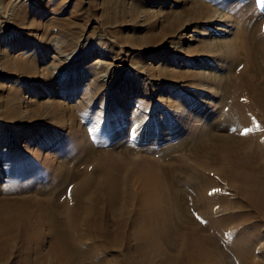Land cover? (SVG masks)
<instances>
[{"label": "bare ground", "instance_id": "1", "mask_svg": "<svg viewBox=\"0 0 264 264\" xmlns=\"http://www.w3.org/2000/svg\"><path fill=\"white\" fill-rule=\"evenodd\" d=\"M241 38V34L237 35L233 43L240 42L236 47L240 55L237 62L245 60L240 87L245 91L237 88L238 92L234 93H238L239 98L229 101V107L218 104L216 110H209L202 94L192 100L189 96L181 108L172 105L171 115H163L165 111H154L150 106L145 110L135 108V105L127 106L126 116L121 117L120 131L114 133L111 129L115 136H110V141L104 140L107 142L103 146H96L108 130L99 125L101 133L94 136V145L88 144L86 134L89 132L85 134L73 129L72 114L58 113L57 104L47 102L50 115L45 118L46 122L54 128L61 120L60 128H66L68 133L64 140L59 138L62 132L58 131L53 141V138L45 140L43 137L30 146L24 145L30 158L34 156L36 162L53 171V178L47 179L45 186L38 185L39 179L29 180L31 186L38 185L37 191L45 192L47 187L48 191L57 194L65 189L66 200L57 195L53 201L51 198L42 202L40 198L36 201L33 198L4 201L0 205V260L12 254L16 240L21 236L27 249V244L37 242L36 249L33 247L35 255L31 258V252L24 253L23 262L13 263L46 261L40 250L46 236L54 264H155V257L159 264H264V80L261 76L264 74V35L251 39V46ZM158 60L157 56L155 61ZM0 62L3 72H8L11 66L16 74L34 68V63L16 59L6 52ZM142 73L145 77L154 75L148 68ZM257 78L259 84L255 82ZM131 84V79L119 84L115 94L124 98ZM16 93L14 91V97L6 102L4 117H1L11 126L16 125L14 113L22 111L17 106ZM153 98L156 97L146 99L153 101ZM175 113L181 115L174 116ZM7 116L14 120H6ZM215 117L223 119L213 125L214 128H209ZM161 120L162 124H155ZM164 120L167 123L163 124ZM224 126L232 127L228 128V135L221 132L220 127ZM217 129L220 131L215 132ZM28 132L29 129L25 131ZM94 133L91 131L92 135ZM169 135L175 136L176 140L181 137L182 141L178 145L176 142L166 144ZM129 140L136 145L137 153L132 154L130 148L118 146ZM17 142L27 144L30 141L20 138L17 141L11 137L9 144ZM164 143V148H160L164 155L153 156L157 153L150 151L151 145ZM178 148L177 152L183 154L175 158L177 165L171 167L169 162L173 156L166 152ZM4 161L13 163L8 159ZM88 163V174L83 173L81 167ZM69 166H74V170ZM49 171L45 170V174ZM180 175H185L186 182L180 181ZM222 182L229 188V194L220 192ZM182 188L191 191L190 198L200 193L201 202L195 199V206L185 202L186 207L181 209V200H188L183 199ZM197 205L200 206L198 211ZM40 222L42 228H39ZM182 243V256L172 255L170 250L176 252Z\"/></svg>", "mask_w": 264, "mask_h": 264}, {"label": "rangeland", "instance_id": "2", "mask_svg": "<svg viewBox=\"0 0 264 264\" xmlns=\"http://www.w3.org/2000/svg\"><path fill=\"white\" fill-rule=\"evenodd\" d=\"M239 34L243 37L241 40L250 42V46L251 39L262 38L264 0H0V57L6 52L16 59L23 58L34 63L32 72L17 71V74L12 66L7 69L8 72H3V65L0 64V205L4 201H27V198H33L34 201L40 198L41 202L51 198L53 201L57 195H62L61 200H66L65 189L57 194L48 191L47 187L45 192L36 190L38 185L45 186L53 178V171L50 172L46 165L36 162L34 156L30 158L24 150V145L37 139L45 137V140L53 138V141L58 131H61L59 138L64 140L68 133L66 128H60L61 120L60 125L54 128L46 122L45 118L50 115L47 102L49 105L57 104L58 113L66 111L72 114L73 129L85 134L89 132L86 134V137H90V140L87 138L88 144L92 142L94 145V136L101 133L99 125L108 130L96 146H103L115 136H112L111 129H114V133L120 131L121 117L125 115L127 106L131 108L135 105V108L144 110L150 106L154 111H165L163 115H171L174 111L172 105L181 108L188 102L189 96L192 100L202 94L203 102L207 103L209 110H216L218 104L229 107V101L239 98L238 93L236 95L234 92L245 91V88L241 89V68L245 60L237 62L240 55L236 47L240 42L233 43ZM157 56L159 60L155 61ZM257 58L261 60V57ZM262 61L264 63V57ZM144 68L152 70L154 75L152 73L150 77H145L142 73ZM261 76L264 80L263 73ZM129 79L132 80V86L126 89L125 97L115 94L116 86ZM255 82L259 84L260 81L257 78ZM14 91L17 92V106L22 111L14 113L17 115L13 117L16 125L11 126L2 118L6 102L14 97ZM218 93L220 95L214 99ZM153 95L156 97L153 101L146 99ZM179 115L181 113L174 114ZM6 118L12 119L8 116ZM222 119L215 117L209 128H214L213 125ZM165 123L166 120L163 121ZM155 124L159 126L162 120ZM220 128L227 135L232 129L229 126L227 130ZM27 129L28 134L25 133ZM90 130L92 134L95 132L94 135ZM46 133L48 135L43 136ZM11 137L17 141L20 138L30 142L11 145ZM104 140L107 141L104 143ZM166 141V144L176 142L178 145L182 138L176 140L175 136L169 135ZM133 143L129 140L126 143L120 142L118 146L130 148L132 154H135L137 147ZM164 145H151L150 151L157 153L153 156L164 155L160 152ZM178 150L166 152L173 156L169 162L171 167L177 165L175 158L183 154L178 153ZM89 164L82 165L83 173L85 171L88 174L86 167ZM42 166L49 174H45ZM71 166L69 168L74 170V166ZM29 178L39 179L40 184L31 186ZM179 179L182 183L186 182L185 175H180ZM223 183L220 192L223 190L222 193L229 194V188ZM180 191L183 199L188 198L181 200V209L186 207V203L195 206V199H201L198 195L200 193H193L194 197L190 198L191 191H186V188ZM220 192L217 191V194ZM38 225L42 228L43 224L40 222ZM43 233L44 237L46 232ZM44 239V246L40 250L46 261L40 264H54L50 241L47 237ZM23 243L21 236L18 237L15 243L17 248L14 247L12 254L0 260V264L23 262L21 259L24 253L31 252L29 256L33 258L37 242L27 244L31 250ZM182 247L183 243L176 252L170 250L172 255L182 256ZM154 260L155 264H159L158 257Z\"/></svg>", "mask_w": 264, "mask_h": 264}, {"label": "snow or ice", "instance_id": "3", "mask_svg": "<svg viewBox=\"0 0 264 264\" xmlns=\"http://www.w3.org/2000/svg\"><path fill=\"white\" fill-rule=\"evenodd\" d=\"M245 135L247 134V132L244 133Z\"/></svg>", "mask_w": 264, "mask_h": 264}]
</instances>
